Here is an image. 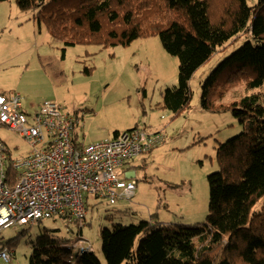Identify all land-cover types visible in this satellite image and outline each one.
<instances>
[{"label": "rangeland", "instance_id": "374dc122", "mask_svg": "<svg viewBox=\"0 0 264 264\" xmlns=\"http://www.w3.org/2000/svg\"><path fill=\"white\" fill-rule=\"evenodd\" d=\"M80 1L58 0L49 8L34 10L21 9L17 0L0 3V94H20L29 114L45 102H58L79 120L77 140L83 145L135 128L159 135L161 140L151 152L130 161L129 172L137 183L131 200L111 205L89 196L82 229L62 218L11 226L0 232V246L16 239L14 255L10 263L0 260L2 264H29L37 237L45 229L74 240L73 244L80 237L84 248L92 247L101 264H107L102 227L139 224L151 218L164 224L204 223L209 213L208 177L219 170L217 148L243 130L230 110L202 109L201 96L205 79L236 49L253 41L250 34H239L194 73L190 107L174 115L163 107V94L179 85V59L166 51L159 35L106 47L67 46L50 35L43 18L52 12L76 11ZM245 1L250 7L260 2ZM245 94H257L264 107V84L252 90L232 86L214 104L227 105ZM0 143L12 161L23 160L33 149L18 133L1 125Z\"/></svg>", "mask_w": 264, "mask_h": 264}, {"label": "trees", "instance_id": "16d2710c", "mask_svg": "<svg viewBox=\"0 0 264 264\" xmlns=\"http://www.w3.org/2000/svg\"><path fill=\"white\" fill-rule=\"evenodd\" d=\"M56 1L17 3L23 10H34ZM80 4L76 11L52 12L43 18L50 35L67 46L103 47L159 35L166 51L179 59V85L163 94V107L174 115L189 109L192 76L218 49L241 33L253 39L225 58L202 84V109L230 110L243 127L217 148L219 170L208 177L206 221L193 225L164 224L153 218L131 225L112 221V228L100 231L107 264H264V107L257 94L214 104L232 86L252 90L264 84V0L255 7L245 0H81ZM77 133L75 145H79ZM7 160L8 182L15 185L17 171ZM126 169L131 171L130 162ZM73 243L45 229L37 237L29 264H101L92 251L75 252ZM15 245L16 239L3 247L12 250Z\"/></svg>", "mask_w": 264, "mask_h": 264}, {"label": "built area", "instance_id": "2783aa9c", "mask_svg": "<svg viewBox=\"0 0 264 264\" xmlns=\"http://www.w3.org/2000/svg\"><path fill=\"white\" fill-rule=\"evenodd\" d=\"M23 106L20 94H0V125L33 147L26 158L13 161L18 177L15 185H10L7 149L0 143V232L53 218L76 223L82 229L89 196L106 199L111 205L134 197L137 183L126 165L152 150L159 136L134 129L75 145L79 120L58 102H45L33 115ZM83 244L80 238L75 252L93 250ZM13 255L12 250L2 247L0 260L10 263Z\"/></svg>", "mask_w": 264, "mask_h": 264}, {"label": "clouds", "instance_id": "9594fccd", "mask_svg": "<svg viewBox=\"0 0 264 264\" xmlns=\"http://www.w3.org/2000/svg\"><path fill=\"white\" fill-rule=\"evenodd\" d=\"M4 95V94H3ZM79 240H80V238H79ZM76 244V243H75Z\"/></svg>", "mask_w": 264, "mask_h": 264}, {"label": "crops", "instance_id": "0c3cea01", "mask_svg": "<svg viewBox=\"0 0 264 264\" xmlns=\"http://www.w3.org/2000/svg\"><path fill=\"white\" fill-rule=\"evenodd\" d=\"M97 142V141H96ZM88 145V144H87Z\"/></svg>", "mask_w": 264, "mask_h": 264}]
</instances>
